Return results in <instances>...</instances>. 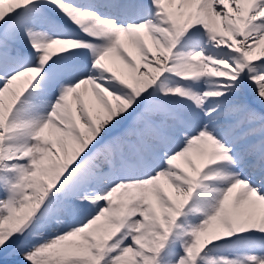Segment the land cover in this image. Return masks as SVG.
I'll return each mask as SVG.
<instances>
[{"label": "snow or ice", "instance_id": "snow-or-ice-1", "mask_svg": "<svg viewBox=\"0 0 264 264\" xmlns=\"http://www.w3.org/2000/svg\"><path fill=\"white\" fill-rule=\"evenodd\" d=\"M0 264H264V0H0Z\"/></svg>", "mask_w": 264, "mask_h": 264}]
</instances>
